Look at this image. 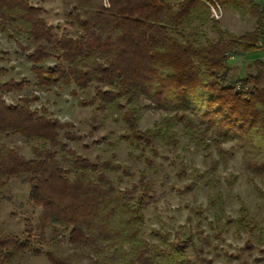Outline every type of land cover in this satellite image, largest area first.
Segmentation results:
<instances>
[{
    "label": "trees",
    "instance_id": "obj_1",
    "mask_svg": "<svg viewBox=\"0 0 264 264\" xmlns=\"http://www.w3.org/2000/svg\"><path fill=\"white\" fill-rule=\"evenodd\" d=\"M65 14L76 31L57 32L47 24L45 9L30 0H0V31L20 47L37 86H74L91 97L82 106L120 120L132 147L147 144L158 134H139L136 125L142 109L166 112L167 127L181 126L191 141L215 145L233 140L243 151L245 168L264 174V61L252 63L253 73L230 74L229 56L264 48V4L258 0H68ZM228 6L249 13L254 28L240 36L218 27L211 7ZM216 38L206 36V27ZM190 29V31H188ZM32 48L23 44V38ZM48 58L55 63L43 69ZM22 82L0 85V93L19 90ZM74 94V92H72ZM147 104L141 106V102ZM31 99L7 104L0 94V199L12 179L28 185V201L40 210L49 242L66 238L81 248L92 264H197L186 252L190 237H172L151 231L157 242L141 237L145 202L141 191L118 189L107 172L118 165L109 160L89 161L73 151L64 152L63 128L56 119L30 107ZM66 140L72 139L63 133ZM127 135V137H126ZM20 136L32 146L31 158L1 140ZM68 153V154H66ZM256 186V185H255ZM260 194L261 189L254 187ZM259 195L264 198V194ZM236 228L250 227L245 210ZM25 237L0 229V264H14L26 252L39 255L30 225ZM58 236H60L58 238ZM51 264H69L52 251Z\"/></svg>",
    "mask_w": 264,
    "mask_h": 264
},
{
    "label": "rangeland",
    "instance_id": "obj_2",
    "mask_svg": "<svg viewBox=\"0 0 264 264\" xmlns=\"http://www.w3.org/2000/svg\"><path fill=\"white\" fill-rule=\"evenodd\" d=\"M30 1L45 9V21L52 27L58 25L57 32L76 31L65 21L70 1ZM258 1L264 4V0ZM213 6L219 7L216 11H220V17H211L221 30L240 36L254 28L249 13L242 15L217 3ZM205 30L207 37L216 38L208 26ZM22 39L25 46L32 48ZM256 60L264 61V48L229 56L230 74L237 77L253 73L252 63ZM54 63L53 58H48L41 67L46 69ZM10 81L22 82L23 86L0 93L5 102L16 104L28 97L32 109H44L46 116L62 124L59 135L66 144L64 152L73 151L92 162L109 160L119 166L116 172H107L118 189H130L135 197L145 192L141 237L148 243L157 242L151 236L154 229L169 233L170 238L189 236L186 252L190 261L197 264H264V198L259 196L261 192L264 194V174L253 175L245 168L243 151L235 141H222L219 149L191 141L181 126H166V112L152 108L139 112L136 129L139 134L150 130L158 136L147 144L142 142L138 148L132 147L123 138L128 134L125 124L97 110L95 105L79 104L80 99L93 96L94 85L84 91L74 86L38 87L31 64L20 47L0 31V85ZM145 104L142 101L140 105ZM64 132L72 139L66 140ZM1 141L26 158H31L32 146L39 144L20 136ZM254 187L261 189L260 194ZM28 192V185L20 179L8 183L0 199V229L23 238L25 226L30 225L33 235H42L46 244H37L35 239L34 245H39L42 252L39 255L26 252L14 264H51L45 255L47 250L69 264H92L87 252L69 245L65 237L49 242L50 230L43 226L40 210L28 201ZM241 207L251 224L243 226L245 230L235 224L241 217Z\"/></svg>",
    "mask_w": 264,
    "mask_h": 264
},
{
    "label": "built area",
    "instance_id": "obj_3",
    "mask_svg": "<svg viewBox=\"0 0 264 264\" xmlns=\"http://www.w3.org/2000/svg\"><path fill=\"white\" fill-rule=\"evenodd\" d=\"M216 9H219V7H211L212 15L215 19H218L220 17V11H216Z\"/></svg>",
    "mask_w": 264,
    "mask_h": 264
}]
</instances>
